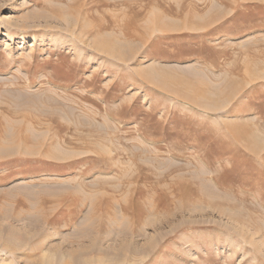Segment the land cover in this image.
Masks as SVG:
<instances>
[{"label": "rangeland", "instance_id": "374dc122", "mask_svg": "<svg viewBox=\"0 0 264 264\" xmlns=\"http://www.w3.org/2000/svg\"><path fill=\"white\" fill-rule=\"evenodd\" d=\"M0 264H264V0H0Z\"/></svg>", "mask_w": 264, "mask_h": 264}, {"label": "bare ground", "instance_id": "6f19581e", "mask_svg": "<svg viewBox=\"0 0 264 264\" xmlns=\"http://www.w3.org/2000/svg\"><path fill=\"white\" fill-rule=\"evenodd\" d=\"M213 201V200H212ZM160 204V203H159ZM163 206V205H162ZM223 210V209H222ZM199 212V211H198ZM203 213V212H202ZM157 222V221H156ZM157 223H159V222H157ZM152 225V224H151ZM147 255V254H146ZM140 259V258H139ZM143 261V260H142Z\"/></svg>", "mask_w": 264, "mask_h": 264}]
</instances>
